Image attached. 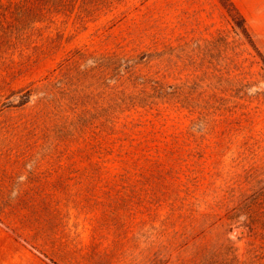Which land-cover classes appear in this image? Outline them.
<instances>
[{
    "label": "rangeland",
    "instance_id": "374dc122",
    "mask_svg": "<svg viewBox=\"0 0 264 264\" xmlns=\"http://www.w3.org/2000/svg\"><path fill=\"white\" fill-rule=\"evenodd\" d=\"M247 27L219 0H0V264H264Z\"/></svg>",
    "mask_w": 264,
    "mask_h": 264
},
{
    "label": "crops",
    "instance_id": "0c3cea01",
    "mask_svg": "<svg viewBox=\"0 0 264 264\" xmlns=\"http://www.w3.org/2000/svg\"><path fill=\"white\" fill-rule=\"evenodd\" d=\"M234 5L242 14L246 23L248 24L250 30L258 37L264 41V5H251L248 6L249 9L244 8L237 0H233ZM29 256L32 255L30 252H26ZM34 256V255H33ZM33 256L31 258H33ZM37 262H43L39 257H36Z\"/></svg>",
    "mask_w": 264,
    "mask_h": 264
},
{
    "label": "trees",
    "instance_id": "16d2710c",
    "mask_svg": "<svg viewBox=\"0 0 264 264\" xmlns=\"http://www.w3.org/2000/svg\"><path fill=\"white\" fill-rule=\"evenodd\" d=\"M219 1L222 4V6L225 8V10L228 12L229 17L231 18L234 26L241 32L242 35L246 37L248 35L249 30L242 14L238 11V9L232 3L231 0H219ZM251 46L254 47V43L251 42ZM261 60H262V64L264 65V57ZM27 100H28V96L26 94L21 95V97L15 100V105L19 106L25 103Z\"/></svg>",
    "mask_w": 264,
    "mask_h": 264
},
{
    "label": "water",
    "instance_id": "95a60500",
    "mask_svg": "<svg viewBox=\"0 0 264 264\" xmlns=\"http://www.w3.org/2000/svg\"><path fill=\"white\" fill-rule=\"evenodd\" d=\"M241 231H239V233H240ZM232 234H233V232H232Z\"/></svg>",
    "mask_w": 264,
    "mask_h": 264
}]
</instances>
